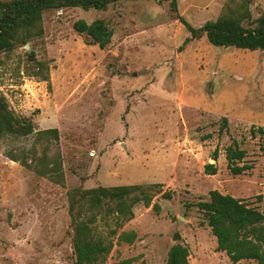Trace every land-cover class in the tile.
Instances as JSON below:
<instances>
[{"label":"rangeland","instance_id":"obj_1","mask_svg":"<svg viewBox=\"0 0 264 264\" xmlns=\"http://www.w3.org/2000/svg\"><path fill=\"white\" fill-rule=\"evenodd\" d=\"M171 1L48 10L41 36L0 54V94L35 131L58 129L46 150L62 159L61 171L41 175L12 159L39 155L45 142L37 134L0 139V264H74L70 192L150 183L162 192L149 206L138 203L132 219L119 226L112 215L98 217L97 230L113 241L102 264H166L177 241L188 246L191 264H234L196 203L218 189L264 210V143L255 131L264 126V50L215 46L205 34L187 39L180 17L199 27L229 0H177V10ZM250 7L256 18L264 0ZM81 18L109 24L106 47L74 29ZM31 53L48 65V81L33 74ZM234 139L252 164L238 174L226 157ZM207 163L215 174L206 173ZM123 231H134V240H121Z\"/></svg>","mask_w":264,"mask_h":264},{"label":"trees","instance_id":"obj_2","mask_svg":"<svg viewBox=\"0 0 264 264\" xmlns=\"http://www.w3.org/2000/svg\"><path fill=\"white\" fill-rule=\"evenodd\" d=\"M117 1L119 0H0V54L11 53L19 44L41 36L44 32L45 11L73 6L105 9ZM252 1L229 0L215 20H207L199 27L192 26L180 17L191 33L187 39L205 34L209 42L215 46L264 50V9L258 17L253 18L250 7ZM177 4V0L171 1L175 10ZM244 22L248 24L245 25ZM73 26L76 31L86 35L87 42L97 43L102 48L107 46L113 36V29L103 19L88 22L81 18L76 20ZM31 56L33 74L48 81L50 79L48 65L37 59L33 53ZM1 62L0 57V64ZM227 121L224 117L222 129L227 127ZM34 128L32 120L17 115L7 99L0 94V139L7 136L28 137L37 134V140L45 142L39 155L33 152L31 161H28V155L25 154L21 158L12 159L35 168L41 175L61 171L60 152L56 150L50 153L46 150L52 141L59 140L58 129L35 131ZM255 131L260 134L264 143V126H259ZM255 131H252L254 136ZM218 152L216 148L214 159H217ZM246 155V150L235 139L226 147L228 165L233 173H242L252 167L251 163L245 161ZM238 162L243 163L239 165ZM205 171L208 174H215L217 167L214 163H207ZM160 192H162L160 183L74 188L69 194V212L74 230L72 237L74 264H102L112 249L113 241L110 237L100 233L96 228L98 217L112 215L120 226L134 217V207L138 203L149 206L155 195ZM162 195L166 198L172 197L170 191H164ZM196 205L217 238L218 250L225 251L232 263L235 264L242 259H253L255 264H264V210L250 206L244 200L222 193L218 189L211 190L209 199L198 201ZM153 207L159 209L160 205L154 203ZM135 236L134 231H123L119 238L133 241ZM175 239H181L179 233L175 234ZM189 254L188 246L177 241L169 248L166 264H191ZM114 264L135 263L133 258H123Z\"/></svg>","mask_w":264,"mask_h":264}]
</instances>
